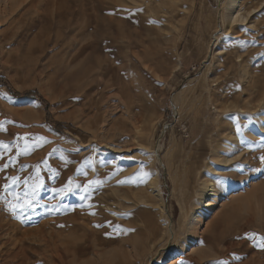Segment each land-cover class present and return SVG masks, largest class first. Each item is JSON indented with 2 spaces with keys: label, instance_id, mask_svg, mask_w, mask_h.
Segmentation results:
<instances>
[{
  "label": "rangeland",
  "instance_id": "1",
  "mask_svg": "<svg viewBox=\"0 0 264 264\" xmlns=\"http://www.w3.org/2000/svg\"><path fill=\"white\" fill-rule=\"evenodd\" d=\"M240 2L0 0V264L264 252V0Z\"/></svg>",
  "mask_w": 264,
  "mask_h": 264
},
{
  "label": "bare ground",
  "instance_id": "2",
  "mask_svg": "<svg viewBox=\"0 0 264 264\" xmlns=\"http://www.w3.org/2000/svg\"><path fill=\"white\" fill-rule=\"evenodd\" d=\"M240 1L241 0H228V3H229L228 6H230V7L232 6L233 7L232 11L229 10V12L230 11L231 12L229 13L228 21H235V20H238L239 18L243 17V16L242 17L240 16V11H241V8H242ZM217 156L220 157L219 155H217ZM230 159L231 158L226 157L224 159H220V161L223 164H226ZM155 192H156L157 197L161 198V194H160V191H159L157 186H156ZM197 195H198V201H199L198 205H200L202 207H206V206L210 205L211 199H215L216 196H217V194L215 193V190H214V186L212 184H210V183H205V182H203L200 185L199 190L197 192ZM193 216L196 219L199 217L198 215H195V214ZM247 264H264V252L259 253L257 255V258L256 257H252L251 259H249Z\"/></svg>",
  "mask_w": 264,
  "mask_h": 264
},
{
  "label": "trees",
  "instance_id": "3",
  "mask_svg": "<svg viewBox=\"0 0 264 264\" xmlns=\"http://www.w3.org/2000/svg\"><path fill=\"white\" fill-rule=\"evenodd\" d=\"M14 96H20L19 93H15V92H12L10 91ZM21 95H24V96H30V97H36V94L34 92H24V93H21ZM41 100V99H40Z\"/></svg>",
  "mask_w": 264,
  "mask_h": 264
},
{
  "label": "snow or ice",
  "instance_id": "4",
  "mask_svg": "<svg viewBox=\"0 0 264 264\" xmlns=\"http://www.w3.org/2000/svg\"><path fill=\"white\" fill-rule=\"evenodd\" d=\"M261 159L264 160V157H262ZM145 175H148V174L145 173ZM13 181L15 182V178H13ZM253 235H255V234H253ZM260 239H261V240H264V237H261ZM260 246H261V247H264V243H262Z\"/></svg>",
  "mask_w": 264,
  "mask_h": 264
}]
</instances>
